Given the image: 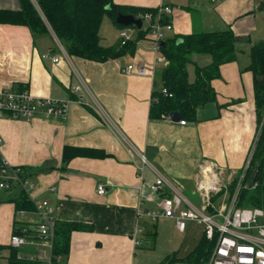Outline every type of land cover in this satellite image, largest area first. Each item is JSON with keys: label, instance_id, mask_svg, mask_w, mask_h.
<instances>
[{"label": "crops", "instance_id": "1", "mask_svg": "<svg viewBox=\"0 0 264 264\" xmlns=\"http://www.w3.org/2000/svg\"><path fill=\"white\" fill-rule=\"evenodd\" d=\"M112 1L124 7L168 4L171 13L164 16L172 27L164 29L160 45L189 33L231 29L238 37L236 57L219 66L220 76L210 81L216 100L199 107L195 121L151 120L153 92L164 87L161 71L167 65L151 31L137 40L134 54L97 62L70 56L53 31L34 35L25 25L0 22V88H25L67 103L65 118L0 116V161L29 167L32 184L31 193L16 184L0 187V264H45L53 253L36 230L40 218L35 201L40 200L53 208L56 223L92 225L71 232L69 251L54 256L56 264H143V235L154 234L160 220L173 219L152 221L146 214L161 201L162 194L149 189L157 172L179 183L184 193L193 187L192 193L202 168L215 169L224 179L242 170L255 146L254 74L246 67L252 44L264 41V0ZM0 9L17 10L19 1L0 0ZM114 24L104 16L100 42L109 40L107 30L110 43L120 40ZM130 33L137 37L133 28ZM210 60L192 57L200 66ZM132 62L144 63L150 71L124 73L123 67ZM194 64L189 65L190 79ZM65 146L95 155L75 156L63 165ZM98 184L105 186L104 194L97 192ZM23 192L30 209L15 206L14 199ZM15 229L25 237L19 247L9 243Z\"/></svg>", "mask_w": 264, "mask_h": 264}, {"label": "trees", "instance_id": "2", "mask_svg": "<svg viewBox=\"0 0 264 264\" xmlns=\"http://www.w3.org/2000/svg\"><path fill=\"white\" fill-rule=\"evenodd\" d=\"M18 1L19 9L17 10L0 9V22L25 25L34 35L53 31L70 56L97 62L134 54L137 40L144 38L151 31L150 26L136 28L135 39L127 40L124 44H121L119 40L112 45L104 46L100 42L99 33L104 16L108 15L119 28H122L123 26L115 22L118 11L132 12L137 15L151 12L152 20L155 21L158 8L124 7L115 4L112 0H35L37 5L33 0ZM167 22V17L162 15L160 23ZM237 42L238 37L231 29L189 33L166 39L160 45V52L168 61L162 68L161 80L163 86L172 95H164L161 90L154 91L149 118L160 120L168 117L171 112L177 111L180 120L195 121L197 109L216 100V93L210 81L220 76L221 64L235 59ZM197 54L210 57V62L202 66L192 63V57ZM250 59L251 62L246 69L252 70L254 74L258 128L257 140L246 170V182L238 194V205L264 206V41L252 44ZM190 64H194L193 79L189 78ZM80 155L90 156L95 153L83 148L65 146L63 165L71 158ZM30 170L29 167H23L26 176L30 174ZM234 185L235 182L231 184L230 190H233ZM14 203L18 209L32 207L31 201L27 199L24 192L14 199ZM91 228L92 225L79 222L56 223L52 248L54 261H57L56 256L68 253L72 231ZM13 233L24 234L20 229H15ZM212 247V243L202 235L194 248L186 255L168 257L162 264L176 262L209 264ZM12 258L15 260V254Z\"/></svg>", "mask_w": 264, "mask_h": 264}, {"label": "built area", "instance_id": "3", "mask_svg": "<svg viewBox=\"0 0 264 264\" xmlns=\"http://www.w3.org/2000/svg\"><path fill=\"white\" fill-rule=\"evenodd\" d=\"M166 13H171V7L168 4L157 8V20L154 23H151L153 16L151 12L138 15L143 22L150 23L152 37L158 48L164 38V29L168 30L172 27L169 23L165 25L159 23L161 16ZM130 38V27H122L120 29L121 44ZM54 60L57 61L58 57ZM122 71L146 75L150 70L144 63L132 62L123 67ZM78 89L80 85L75 87V90ZM161 91L164 95H172L166 87H163ZM66 109L65 101L49 96H37L25 88H0V116L23 120H32L36 117L65 118ZM180 123L185 124V121L180 120ZM1 143L2 137L0 136ZM250 159L249 156L243 165L241 178L248 169ZM202 171V181L196 184L192 192L198 196L196 200L184 193L179 183L169 181L157 172L156 179L149 184V189L154 194L161 193V201L158 209L148 210L146 214L151 217L152 221L160 217L173 218L179 231H185L187 221L200 222L203 225V236L213 245L209 264H264V206L238 205V194L243 184L237 187L233 195L230 194L229 197L215 169L211 170L210 167H206L202 168ZM13 184L18 185L27 193L32 188L22 166H12L2 162L0 164V187H9ZM105 191L103 184L97 185L99 194H104ZM35 209L40 218L36 229L38 235L52 251L56 230L53 208L47 200H40L35 201ZM140 231L141 229H138V233ZM9 243L12 247H19L25 243V237L12 233ZM135 243L140 245L141 241L136 238ZM45 264H56L53 253L45 258Z\"/></svg>", "mask_w": 264, "mask_h": 264}, {"label": "rangeland", "instance_id": "4", "mask_svg": "<svg viewBox=\"0 0 264 264\" xmlns=\"http://www.w3.org/2000/svg\"><path fill=\"white\" fill-rule=\"evenodd\" d=\"M35 4L37 5L36 2H35ZM146 21L148 22V20H146ZM144 23L145 22H143V24ZM145 25H146V23H145ZM130 27H132V26H130ZM132 28H133V31H136L135 27H132ZM132 28H130V29H132ZM107 37L109 38L108 41H105L103 39L101 40L103 42V44H105L106 42H109L111 40L109 30H107ZM129 40H132V36ZM108 44H112V43L109 42ZM241 175H242V170H239L237 172H233V173H230L228 175H225L224 179L222 178V183L224 186L223 189H225L227 191L228 196L230 194L233 195L234 190L237 187H241L242 184H244L246 182L247 172L245 171L243 178H241ZM202 178H203V175L197 183L201 182ZM234 182H235V185L233 186V190H230V186ZM197 183H195L193 186H196ZM263 184H264V177H263ZM192 188L193 187H188L186 193L190 197H192L193 199L196 200V199H198V196L196 194H192L190 192V190ZM194 189H195V187H194ZM202 230H203V225L198 221H187L186 230L181 232L175 227L174 219H162V220H160L159 226H157V228L155 229L154 234L143 235V243H144L143 244V250H144V253H146V262L147 263L143 262V261H141V262L143 264H162L164 261H166V259L168 257H171V256L181 257V256H183L184 254L189 252L196 245L198 239L202 235ZM182 264H184V263H182Z\"/></svg>", "mask_w": 264, "mask_h": 264}, {"label": "water", "instance_id": "5", "mask_svg": "<svg viewBox=\"0 0 264 264\" xmlns=\"http://www.w3.org/2000/svg\"><path fill=\"white\" fill-rule=\"evenodd\" d=\"M115 22L117 24L123 26V27L134 26L137 29L142 28V25H143L142 18L140 16H138L137 14L132 13V12L118 11L116 13V16H115ZM169 119H171V121H173V122H179L180 121V115L177 111H173L169 114ZM253 150L254 149H252L250 157L253 153Z\"/></svg>", "mask_w": 264, "mask_h": 264}]
</instances>
